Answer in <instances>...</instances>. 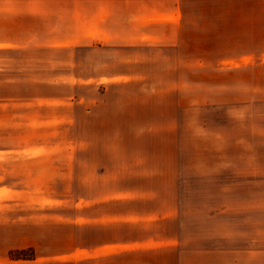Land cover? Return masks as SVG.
<instances>
[{"label": "crops", "instance_id": "0c3cea01", "mask_svg": "<svg viewBox=\"0 0 264 264\" xmlns=\"http://www.w3.org/2000/svg\"><path fill=\"white\" fill-rule=\"evenodd\" d=\"M241 81L247 100L264 102V0H0V151L14 152L18 180L61 182L65 169L88 166L74 157L95 148L96 129L110 139L128 119L170 118L160 107L170 109L176 90L186 116L207 102L210 85L239 102ZM130 176L149 191L82 205L84 222L74 207L62 223L73 239H94L70 260L22 262L256 264L255 254L177 252V218L161 216L158 187ZM141 213L147 221L127 217Z\"/></svg>", "mask_w": 264, "mask_h": 264}, {"label": "rangeland", "instance_id": "374dc122", "mask_svg": "<svg viewBox=\"0 0 264 264\" xmlns=\"http://www.w3.org/2000/svg\"><path fill=\"white\" fill-rule=\"evenodd\" d=\"M248 87L241 81L243 100L232 102L231 93L210 85L207 102L189 116L183 91L176 90L170 109L160 107L174 114L170 118L128 119L129 128L112 129L110 139H98L103 132L96 129L90 136L95 148L73 156L88 166L65 169L61 182L18 180L24 176L8 165L14 152L1 150L0 264L70 260L73 247L94 239L90 233L73 239L62 223L71 221L74 207L84 222L89 212L82 205L149 191L140 181L129 182L133 174L158 187L161 216L177 218V252L255 254L256 264H264V102L247 100ZM2 138L7 142V134ZM72 191L84 198L72 199ZM127 217L148 219L145 213Z\"/></svg>", "mask_w": 264, "mask_h": 264}]
</instances>
